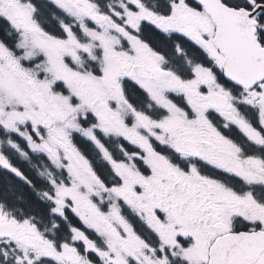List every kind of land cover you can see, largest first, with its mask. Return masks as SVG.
Wrapping results in <instances>:
<instances>
[{
	"label": "snow or ice",
	"instance_id": "obj_1",
	"mask_svg": "<svg viewBox=\"0 0 264 264\" xmlns=\"http://www.w3.org/2000/svg\"><path fill=\"white\" fill-rule=\"evenodd\" d=\"M0 264H264V0H0Z\"/></svg>",
	"mask_w": 264,
	"mask_h": 264
}]
</instances>
